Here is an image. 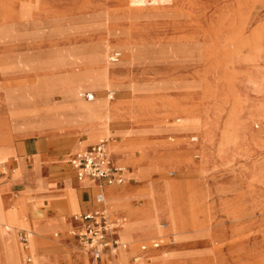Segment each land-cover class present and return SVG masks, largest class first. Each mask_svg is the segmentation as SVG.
<instances>
[{"label":"rangeland","instance_id":"rangeland-1","mask_svg":"<svg viewBox=\"0 0 264 264\" xmlns=\"http://www.w3.org/2000/svg\"><path fill=\"white\" fill-rule=\"evenodd\" d=\"M0 49L30 55L0 63L2 76H33L32 89L18 96L17 105L46 99L56 105L61 95L50 93L57 85L48 83L56 73L61 83L106 76L95 101H108L105 90L114 88L117 99L111 103L137 95L144 108L139 123L123 117L111 120L110 127L129 122L122 132L139 124L153 127L155 138L179 136L139 150L142 164L150 167L146 188L167 187L164 206L152 226L139 224L130 239L125 236L127 249L112 256L124 252L126 263L147 264L128 260L131 245L171 236L177 245L150 259L170 254L161 264H264V0H0ZM113 51L121 53L117 63L110 60ZM23 83L17 80L7 89L0 84V97ZM81 92L75 91L79 100ZM41 119H9V124L22 132ZM191 134L197 142L189 141ZM108 135L113 141L111 130L94 139ZM147 138L126 141L141 146L152 142ZM192 147L200 159L190 158ZM183 148L188 151L182 154ZM134 152L127 151L131 157ZM127 153H118L123 163ZM170 160L176 162L174 176L167 175L174 169L170 165L156 172L160 162ZM153 173L160 180H152ZM105 197L110 211L112 197ZM144 198L136 208L147 206ZM8 210L14 208L0 197L1 228H11L14 237L19 229L36 234L24 217L18 227L1 222ZM122 216L126 229L133 218ZM21 260L28 264L24 253Z\"/></svg>","mask_w":264,"mask_h":264},{"label":"crops","instance_id":"crops-1","mask_svg":"<svg viewBox=\"0 0 264 264\" xmlns=\"http://www.w3.org/2000/svg\"><path fill=\"white\" fill-rule=\"evenodd\" d=\"M14 53L11 49H0V63L15 61L18 56L24 58L30 56ZM113 53H119L118 60L111 61L117 63L121 53L120 51L111 52V54ZM31 77L33 76L20 77L17 80H24V83L16 87L12 95L0 97V197L7 208H14V211H4L1 222L6 223L5 220L11 218L21 221L22 224L23 217L29 222L28 225L36 233L32 240L30 253L35 255V262L40 264H108L111 260L112 262L124 264V252H121L118 258L112 256L113 252H105L99 259H94L91 253L86 251L80 245L78 239L70 234L67 229L76 227L74 218L76 214L98 206L95 201V195L99 191L104 196L106 193L108 197H112L110 202L108 201L111 211H109L105 203L111 218H126L122 215L133 218V222L128 228H124L123 222L118 229L117 236L120 241L123 237L124 242H126L125 236L130 239L131 232L139 224L152 226L154 218L164 206L167 187L155 186L146 188V175L150 171V167H145L142 164L139 150L143 148L152 149L153 146L158 144V139H162V135L155 138L153 136V127H144L139 124H135V127L129 133L122 132L130 128L131 124L129 122L113 124L110 127L109 123L111 120L123 117L129 118L133 123L140 122V119L143 118L144 108L138 101L137 95L130 101L120 100L110 105L106 104L107 101H101L100 98L96 101H87L79 97L87 103L93 104L92 106L76 98L75 91L78 89L82 92H92L97 97L98 89L107 85L106 77L97 79L93 75L92 78L94 79L90 78L88 83H75L73 85L72 83L74 82L62 84L63 77L56 73L48 81V83L57 85L50 90V93L61 95V100L56 105L51 106L48 99H46L48 102L44 100L36 104L17 105L18 96L27 94L28 90L32 89L34 83L30 82ZM17 80L2 76L0 73V84L6 89L13 86ZM105 91V98L109 102L117 99V89L107 88ZM109 92H113L112 98L107 96ZM49 116H56L57 123L50 126L40 125L36 128L28 129L29 131L27 130L24 133L17 132L9 124V119L15 123L18 120L30 121L37 117L47 119ZM74 130H83V132H71ZM108 130L115 133L113 137L114 146L112 147L115 151L110 149V144H108V147L111 158L116 164L121 165L123 163L120 154L123 152L127 153L128 149L135 150V157H131L127 153L126 163L124 161V166L121 165L125 167L123 181L121 183L101 185L90 177L78 179L74 170L68 164L69 156L75 151L95 144L97 141H95L94 135L107 132ZM165 134H168L166 140H162L168 143L174 142L176 137H179L170 133ZM127 137L128 140L136 142L146 141L140 140L143 137H148L147 140H153L148 144L137 146L132 142H127ZM189 141L191 143L197 142V134L189 135ZM177 144L184 146L182 141H178ZM186 151L188 149L183 148L182 154ZM188 155L193 160L201 158V153L196 147H192L188 151ZM173 163L176 164L172 160L167 161V163L160 162V167L156 172L164 165L172 166ZM172 168L174 169L167 171L168 176L175 175L176 168L173 166ZM155 173L152 175V180H160L154 176ZM121 184L123 186H120ZM112 185L115 186L110 188L109 186ZM168 187L170 188L172 185ZM161 189L164 192L162 196L160 195ZM144 196L148 200L147 206L136 208L145 202ZM55 229L58 232L53 234ZM124 229L126 234L125 231L123 232ZM20 231L26 230H17L14 237L10 235L9 230H4L0 227V261L16 262L19 252L21 254L24 253L26 263L29 264L32 261L29 247L27 246L28 241L25 244L20 239ZM176 245V241L171 236L153 237L136 241L131 245L128 260L132 261L131 263L139 261L150 262L152 259L149 256L153 253L159 250L171 249ZM53 261L57 263H52Z\"/></svg>","mask_w":264,"mask_h":264},{"label":"built area","instance_id":"built-area-1","mask_svg":"<svg viewBox=\"0 0 264 264\" xmlns=\"http://www.w3.org/2000/svg\"><path fill=\"white\" fill-rule=\"evenodd\" d=\"M118 58L119 53L110 55L112 61H116ZM107 96L112 98L113 92H109ZM80 97L91 101L94 94L83 91ZM108 144L109 138L101 139L90 147L75 151L69 156L68 163L78 179L90 177L101 185L123 181L125 167L112 160ZM95 201L98 204L97 207L74 216L76 227L69 233L78 239L80 245L90 252L94 259H99L105 252H114L121 244L117 231L124 219L109 216L105 206V196L101 191L96 193ZM19 237L26 244L29 232L20 231Z\"/></svg>","mask_w":264,"mask_h":264},{"label":"bare ground","instance_id":"bare-ground-1","mask_svg":"<svg viewBox=\"0 0 264 264\" xmlns=\"http://www.w3.org/2000/svg\"><path fill=\"white\" fill-rule=\"evenodd\" d=\"M109 72H111V71H114V70H111V69H109L108 70ZM97 75V74H96ZM107 76H109V74L107 75ZM106 77V76H105ZM92 79H94V78H92ZM99 79V78H98ZM89 80V79H88ZM94 81V80H93ZM104 82H105V80H103ZM73 82V81H72ZM71 82V83H72ZM83 82V81H82ZM81 82V83H82ZM86 82V81H85ZM84 82V83H85ZM68 83H70V82H68ZM63 84V83H62ZM73 85L75 84V83H72ZM61 85V84H60ZM78 85V84H77ZM64 86V85H63ZM76 86V85H75ZM61 87V86H60ZM61 88H63V87H61ZM28 90V89H27ZM27 90H25V91H27ZM91 101H95V95H94V98H93V100H91ZM106 102V101H105ZM89 106H92L93 104H89V103H87ZM106 104H108V105H110V104H112L111 102H109V101H107L106 102ZM114 108H115V106H114ZM88 110V109H87ZM119 111V110H118ZM81 112V111H80ZM84 112V111H83ZM73 114V113H72ZM75 114V113H74ZM82 114V113H81ZM60 115V114H59ZM67 115V114H66ZM48 116V115H47ZM78 116V115H77ZM61 118V117H60ZM93 119V118H92ZM101 120V119H100ZM103 120H104V118H103ZM88 121V120H87ZM55 123H57V117L56 116H53V117H48L47 119L46 118H44V117H42V119H41V121H40V124L39 125H35V126H32V127H28V128H26L25 130H23L22 132L24 133L25 131H27L28 129H33V128H36V127H38V126H40V125H48V126H50V125H54ZM110 124V123H109ZM109 127V126H108ZM29 131V130H28ZM106 132V131H105ZM95 136V135H94ZM93 137V136H92ZM105 138H109V144H110V149H111V147H112V145L114 144V142L113 141H111V138H112V136H107V137H104L103 139H105ZM101 140V139H100ZM121 165H123L124 166V164L123 163H121ZM113 186V185H112ZM105 196H106V193H105ZM105 203H106V198H105ZM118 203V202H117ZM111 208V207H110ZM110 211H111V209H110ZM16 216V215H15ZM21 216V215H20ZM123 219H125L126 220V222H127V219L126 218H123ZM5 222L8 224V225H10V226H13V227H17V226H21L22 224H21V221H19V220H13V219H11V218H7L6 220H5ZM124 222V221H123ZM127 224V223H126ZM134 225V224H133ZM132 225V226H133ZM124 228H125V224H124ZM6 230H9L10 231V233L12 232V230H11V228H8V227H6L5 228ZM125 230V229H124ZM124 230H123V232H124ZM27 231V230H26ZM70 231V230H69ZM27 232H29V237H28V243H27V246L29 247V243H30V240L33 238V236L35 235L32 231H27ZM33 240V239H32ZM32 242L33 241H31V245H32ZM127 247H128V245H127V243L126 242H124V239H123V237H122V240H121V244L117 247V249L113 252V253H118L120 250H126L127 249ZM33 257H34V261H33V264H40V263H38V262H35V255H32ZM170 256V254H168V255H166V257L165 256H162L161 254L160 255H157V256H154L153 258L155 259V261H148L147 262V264H153V263H156V264H158V263H162V262H164L165 261V259L167 258V257H169ZM42 258V257H41ZM13 264H24L23 263V261L21 260V253L19 252L18 253V255H17V257H16V262H13ZM44 264V263H43ZM115 264H119L118 262H115ZM124 264H128V263H126V257H125V262H124Z\"/></svg>","mask_w":264,"mask_h":264}]
</instances>
